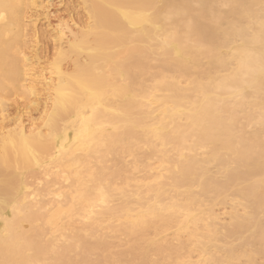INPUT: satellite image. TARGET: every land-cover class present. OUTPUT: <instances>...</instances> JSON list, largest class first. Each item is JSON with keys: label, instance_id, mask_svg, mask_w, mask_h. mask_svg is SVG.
Instances as JSON below:
<instances>
[{"label": "bare ground", "instance_id": "6f19581e", "mask_svg": "<svg viewBox=\"0 0 264 264\" xmlns=\"http://www.w3.org/2000/svg\"><path fill=\"white\" fill-rule=\"evenodd\" d=\"M47 4L0 0V264H264V0H77L45 66Z\"/></svg>", "mask_w": 264, "mask_h": 264}, {"label": "rangeland", "instance_id": "374dc122", "mask_svg": "<svg viewBox=\"0 0 264 264\" xmlns=\"http://www.w3.org/2000/svg\"><path fill=\"white\" fill-rule=\"evenodd\" d=\"M46 1H48L47 11L49 14V20H44L41 18L34 25H32L33 23L29 24V22H27L28 34H29L27 36V42L29 43L30 46L33 45L39 48V51L41 53L40 55L45 57L46 62L48 61L47 63L44 64L45 66H47L48 63H51L52 62L51 60L54 58V50H55L54 30H57L59 28V25L62 24L61 26H64L66 23L69 24V26L73 27L75 26V24H79L80 20L83 18L82 10L80 8H76V5H78L76 4L77 0H46ZM27 53L31 55L30 50H27ZM64 66L68 67V63H65ZM25 102L26 101L24 100L22 102L20 99L12 98L8 103L9 104L8 110L12 116L11 118H14L17 114L21 117L23 126L25 130L28 132V130L30 131L36 129V127L40 125L41 120H40V110L29 109V108L27 109ZM7 123L9 122L7 121ZM11 129H13V126H9L5 130V132ZM219 208H220L219 210H221L220 213L224 212V210L222 209L224 207H219ZM173 232L174 230L167 232L165 234L166 237L168 235V238H171L174 234ZM111 237L108 239V242L111 249L110 251H112V253L120 252L123 249H125L123 247L125 244L122 245V243H125L122 242L124 241L123 240L124 238L118 239ZM70 255L72 256L71 258L74 261L75 258L76 260H78L79 258V261L82 259L81 254L80 256H78V254L77 255L70 254ZM195 255H197V253H194V256ZM94 258L96 259V256Z\"/></svg>", "mask_w": 264, "mask_h": 264}]
</instances>
